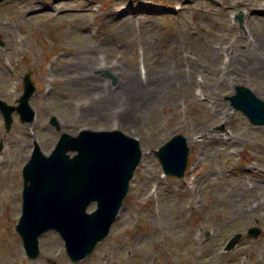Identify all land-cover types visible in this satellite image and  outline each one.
I'll use <instances>...</instances> for the list:
<instances>
[{
  "label": "rangeland",
  "instance_id": "rangeland-1",
  "mask_svg": "<svg viewBox=\"0 0 264 264\" xmlns=\"http://www.w3.org/2000/svg\"><path fill=\"white\" fill-rule=\"evenodd\" d=\"M262 4L264 0L2 2L0 99L16 106L22 78L29 74L36 117L25 125L14 112L9 132L0 125V264H73L54 231L40 238L37 258L24 256L15 231L20 215L15 170L19 177L32 142L48 155L62 133L74 136L81 130H119L139 141L142 158L111 232L75 264H229L247 250L246 242H253L248 264H264V126L250 124L226 100L236 85L264 100V17L256 16ZM237 15L241 22L233 19ZM231 40L239 53L226 74L220 53H232V45L224 44ZM249 43L257 45L262 63L252 76H237L249 64ZM137 70L172 82L144 108L142 95L135 101L140 108L120 120L114 114L121 108H113L127 102L124 79ZM224 73L218 84L215 76ZM93 78L104 93L112 92L108 99L90 86ZM194 80L204 81L208 101L193 95ZM101 97L109 102L105 119L89 110ZM51 116L59 129L49 123ZM175 135L185 136L193 150L182 180L161 178L155 155ZM255 225L262 232L254 241L244 232ZM203 226L213 231L204 246ZM235 232H242L241 244L218 258L221 244Z\"/></svg>",
  "mask_w": 264,
  "mask_h": 264
},
{
  "label": "water",
  "instance_id": "water-1",
  "mask_svg": "<svg viewBox=\"0 0 264 264\" xmlns=\"http://www.w3.org/2000/svg\"><path fill=\"white\" fill-rule=\"evenodd\" d=\"M31 92L27 82L18 107L28 120L32 117L27 104ZM243 92L246 93L239 91ZM245 95L247 98L234 103L235 106L255 124L263 125L264 105L255 104L252 96ZM0 107L9 112L3 104ZM177 147L172 159L177 162L176 172L186 157L184 146ZM174 148L175 141L161 150L160 160L165 169H170L171 162H166L162 154ZM68 149L78 154L70 159L66 155ZM139 157L136 144L120 133L87 132L78 138L64 135L48 158L37 150L25 167L29 185H25L24 214L19 226L32 254L37 237L54 229L64 239L71 257L78 260L86 256L107 235ZM93 201L97 210L86 214V207Z\"/></svg>",
  "mask_w": 264,
  "mask_h": 264
},
{
  "label": "bare ground",
  "instance_id": "bare-ground-1",
  "mask_svg": "<svg viewBox=\"0 0 264 264\" xmlns=\"http://www.w3.org/2000/svg\"><path fill=\"white\" fill-rule=\"evenodd\" d=\"M254 13L252 12V14ZM259 14L262 15V17H264V5L261 6V10L258 11V13H256V16H258ZM248 46H251L250 43L247 45V47ZM245 51H246L245 59L249 60L248 62L249 64L247 63L248 66L246 65L247 68L245 67V71H240V73H236L237 76L239 75L244 76V74L252 76L253 71H254L252 69L262 63L263 55L261 53H256L257 45L255 47L253 45L250 48H246ZM238 53L239 51L236 50V46L232 45V55L229 56V60L235 58ZM115 70L117 69H113V71ZM116 74H119V73H116ZM96 79L97 78H93V82L90 86H94L96 87L98 92L104 93L105 90L102 87L100 88L98 86V80L96 82ZM161 80H162L161 78L154 79L150 75H148V77H145V79L142 80L138 71L137 73H134V71H132V74L125 76L124 83H123V89H124V94L127 98V105L122 109V117H121L122 119L121 120H125V118H130V116L128 115L137 111L138 108L135 104V101L139 100L142 95L145 96L143 98V103H142L143 108H144L152 103V100L154 99L155 96H157V93H159L162 89L169 87L172 82L171 78H167L166 80L162 82ZM108 93H112V92L107 90L103 94V97L105 99H108ZM107 102L108 101L104 102L101 97L98 100V102L93 103V105H91L92 107L90 106L91 108L89 107V110L92 112V114H98L104 117L105 119V116H103V113L106 112L107 108L109 107V102L108 103ZM113 127L119 128L120 125H115Z\"/></svg>",
  "mask_w": 264,
  "mask_h": 264
}]
</instances>
